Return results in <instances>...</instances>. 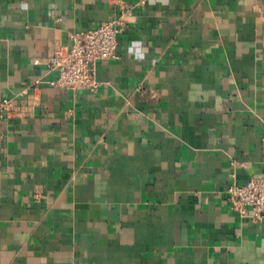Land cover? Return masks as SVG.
Returning <instances> with one entry per match:
<instances>
[{"label":"crops","instance_id":"obj_1","mask_svg":"<svg viewBox=\"0 0 264 264\" xmlns=\"http://www.w3.org/2000/svg\"><path fill=\"white\" fill-rule=\"evenodd\" d=\"M131 8L95 91L53 86L70 33ZM0 264H264V0H0Z\"/></svg>","mask_w":264,"mask_h":264},{"label":"built area","instance_id":"obj_2","mask_svg":"<svg viewBox=\"0 0 264 264\" xmlns=\"http://www.w3.org/2000/svg\"><path fill=\"white\" fill-rule=\"evenodd\" d=\"M131 8L119 3L111 17L91 29L70 33L68 45H57L45 58L48 70L57 71L50 85L71 90L85 87L95 91L99 83L95 78L96 62L117 58V35L123 31ZM21 106L11 97L0 98V117L19 116ZM230 208L241 216L264 219V178H251L243 185L231 183L226 189Z\"/></svg>","mask_w":264,"mask_h":264}]
</instances>
